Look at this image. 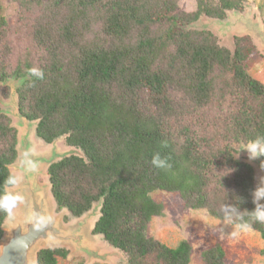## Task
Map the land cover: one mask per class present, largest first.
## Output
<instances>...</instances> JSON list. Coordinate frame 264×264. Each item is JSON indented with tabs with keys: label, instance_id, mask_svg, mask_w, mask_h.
Segmentation results:
<instances>
[{
	"label": "trees",
	"instance_id": "obj_1",
	"mask_svg": "<svg viewBox=\"0 0 264 264\" xmlns=\"http://www.w3.org/2000/svg\"><path fill=\"white\" fill-rule=\"evenodd\" d=\"M13 1L19 25L0 16V85L23 80L19 110L39 120L37 136L51 144L68 135L87 159L50 167L57 212L80 218L103 199L93 234L128 264H191L187 241L170 248L149 236L152 220L165 215L152 197L158 191L220 221L225 209H236L228 213L233 223H252L264 240V224L247 215L264 199L255 203V173L239 150L264 136V82L249 74L257 49L237 37L233 54L211 32L188 28L202 16L242 12L245 0H195L191 12L177 0ZM1 93L9 98V87ZM11 124L0 110V194L11 187L5 181L17 159ZM157 152L170 169L152 166ZM6 218L0 212V241ZM68 254L42 250L38 264H59ZM201 256L203 264H226L222 244Z\"/></svg>",
	"mask_w": 264,
	"mask_h": 264
},
{
	"label": "water",
	"instance_id": "obj_2",
	"mask_svg": "<svg viewBox=\"0 0 264 264\" xmlns=\"http://www.w3.org/2000/svg\"><path fill=\"white\" fill-rule=\"evenodd\" d=\"M226 14L224 20L202 16L211 23L214 31L197 26L202 17L188 28L197 31H209L217 38L226 37L230 46L229 50L233 54L236 50L235 38L237 37H249L257 50L264 49V24L258 18L259 14L257 20L254 19L252 11L243 14L241 11L233 10L227 11ZM18 81V87L13 89L11 94V104L15 111L13 116L16 120V124L12 123L11 126L18 131L17 159L9 166V170L11 174L23 177L14 191L23 195L24 201L14 210L13 217H7L3 223L4 235L0 241V264H38L40 251L55 249L67 250L68 256H85L88 258V262L101 261L104 259V255H101L100 250L94 246V240L98 237L102 238L104 243L115 252L121 253L122 251L112 247L103 235L93 234L96 223L101 217L103 199L94 203L92 209L80 218H73L67 209L57 212V204L52 194L50 167L72 156L85 161L87 159L81 149L68 145V135L58 138L51 144L37 136L39 120L29 121L20 113L17 90L22 86L23 80ZM7 83L8 81L5 84ZM2 113L10 117L9 114ZM59 144L60 146H58ZM31 147L36 149L35 153L30 156L39 165V170L36 173L25 170L21 165L24 158L23 152ZM243 162L249 164L254 170L255 182L252 196L255 203H260L262 199L256 200L255 191L257 188L264 187V167H262L264 160L259 157ZM258 176H260L259 184L257 183ZM33 211L45 213L52 218L53 223L43 233L30 232L31 225L29 223ZM64 216H71L73 221L68 224L65 223Z\"/></svg>",
	"mask_w": 264,
	"mask_h": 264
},
{
	"label": "rangeland",
	"instance_id": "obj_3",
	"mask_svg": "<svg viewBox=\"0 0 264 264\" xmlns=\"http://www.w3.org/2000/svg\"><path fill=\"white\" fill-rule=\"evenodd\" d=\"M177 1L184 11L191 12L196 9L195 0ZM0 7V16L6 20L9 26L15 28L19 25V7L13 0H0ZM243 9V14L252 11L254 19L259 18L264 24V0H245ZM197 26L214 30L211 23L203 17ZM217 41L221 46L230 49L226 37H218ZM18 47L19 45L16 44V50ZM249 74L264 82L263 48L258 49L257 53L251 57ZM18 83L19 81L13 78L8 80L7 84L0 85V110L9 114L13 124H16V120L13 116L15 111L11 104V94L13 89L18 87ZM4 87L10 89L9 98H5L1 93ZM244 147V144L239 147L241 158L243 161H250ZM257 183H260V176H258ZM152 197L157 203L164 205L165 215L152 220L148 230L149 236L170 248H176L182 241H187L193 250L191 264H203L202 252L216 244L223 245L227 254L226 264H264V240L254 230L241 233L238 237L233 238L228 234L234 230L233 223L214 219L206 211L187 209L179 194L158 191L153 193ZM64 217V222L67 224L73 221L71 216ZM94 246L100 250L101 255H104L103 260L88 262V258L85 256L70 255L66 259H60L59 264H127L126 255L122 252H115L104 243L102 238H96Z\"/></svg>",
	"mask_w": 264,
	"mask_h": 264
},
{
	"label": "clouds",
	"instance_id": "obj_4",
	"mask_svg": "<svg viewBox=\"0 0 264 264\" xmlns=\"http://www.w3.org/2000/svg\"><path fill=\"white\" fill-rule=\"evenodd\" d=\"M34 76L43 79L44 73L37 68H32L29 70ZM244 150L248 153V158L250 160H255L259 157L264 156V136L257 135L254 140L249 141ZM36 151L35 147H31L23 152V160L21 161L22 167L29 172L36 173L39 170V165L36 161L32 160L30 156ZM151 164L157 169H170L171 164L168 162L166 157H162L160 153H155L152 156ZM264 167V164H262ZM22 176L15 174H10L5 184L6 186H11V188L6 187L2 194H0V212L6 214L8 218L13 217L14 210L24 201L23 195L19 192L14 191L17 186L22 181ZM256 200L264 199V187L257 188L255 191ZM230 212H236V209H225V223H233V218ZM253 222L264 224V206L257 205L254 211L247 213ZM237 219L243 220V214L237 213ZM53 223L52 218L45 213L38 211H33L30 217L31 225L30 232L43 233L51 224ZM234 230L228 233L231 237H238L241 233H246L252 230L253 224L249 222L233 223Z\"/></svg>",
	"mask_w": 264,
	"mask_h": 264
},
{
	"label": "bare ground",
	"instance_id": "obj_5",
	"mask_svg": "<svg viewBox=\"0 0 264 264\" xmlns=\"http://www.w3.org/2000/svg\"><path fill=\"white\" fill-rule=\"evenodd\" d=\"M214 31V30H213Z\"/></svg>",
	"mask_w": 264,
	"mask_h": 264
}]
</instances>
